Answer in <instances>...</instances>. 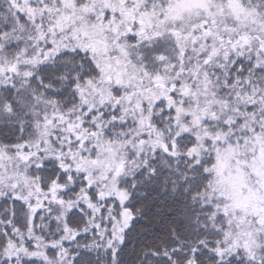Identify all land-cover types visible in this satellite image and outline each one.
I'll list each match as a JSON object with an SVG mask.
<instances>
[{"label":"snow or ice","instance_id":"obj_1","mask_svg":"<svg viewBox=\"0 0 264 264\" xmlns=\"http://www.w3.org/2000/svg\"><path fill=\"white\" fill-rule=\"evenodd\" d=\"M0 264H264V0H0Z\"/></svg>","mask_w":264,"mask_h":264}]
</instances>
